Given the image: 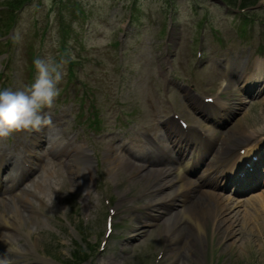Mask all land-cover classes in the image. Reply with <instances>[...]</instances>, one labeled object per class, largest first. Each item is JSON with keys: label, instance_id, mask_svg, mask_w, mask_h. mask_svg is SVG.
<instances>
[{"label": "rangeland", "instance_id": "obj_1", "mask_svg": "<svg viewBox=\"0 0 264 264\" xmlns=\"http://www.w3.org/2000/svg\"><path fill=\"white\" fill-rule=\"evenodd\" d=\"M44 3H51L53 0H40ZM65 3L66 8H62V16L59 18V21H70L71 7L73 0H61ZM81 2L83 0H80ZM92 1V0H90ZM173 5L176 7L172 11L173 22L168 19L169 16L167 10L170 9L168 3L158 2L156 0H138L137 6L135 9L136 18L138 24L132 27L131 32L127 34L125 41L121 43V50L119 47H106L104 43L99 42V38L103 39V36H95V29L90 32H94L95 40L86 41L85 48L90 49L88 51H83L80 45H76L74 50H69V53L75 57L80 58V62L75 65L76 67H87L86 71L82 70L81 73H77V82L73 86L70 84L67 75L66 66L63 68L65 73L60 87H63L61 90L62 93L67 94L68 97H72L74 94H80L81 101H83L87 114L91 115L95 121H99V118L102 115L103 105L99 102L104 101L105 99L121 100L126 97L130 92H137L144 87V78L140 76H135V73L139 75V72H145V66L147 63L155 66L153 64L154 53L150 51L151 45L156 43L159 26L161 23H165V30L169 27L172 28L175 32L172 42L169 43V48L175 49V55L177 54V62L172 66L174 75L179 76L180 78H190L196 85L199 79L195 77V70L198 63H195V50L198 44L202 45L203 50L206 56H212L213 54L217 57H222L223 54H232L239 55L240 57H249L246 56V49H244V44L247 48H250L251 51L255 48L257 44L256 41H253V45L247 44L251 36L254 37L258 33V30H262L264 33V25L256 27V24H253L255 20L264 22V7L257 8V14H244L239 17H235L232 22L235 21V27H232V32L227 31L226 28L228 21L233 18L235 14L231 8H223L222 6H212L210 0H197L199 2L198 6L206 10V18L214 23L216 29L210 31H203V33L198 35V30L200 26L195 25V20L200 19V11L192 9L188 6L191 0H172ZM234 0H230L232 3ZM53 3H59V1H54ZM106 7L110 9V12L114 17V20L111 21V24L116 26L121 25L125 22L127 17V9L124 10V22L123 19H118V12L125 7L129 8L128 1L125 0H106ZM128 3V4H127ZM150 3V4H148ZM260 3V0H249L247 5H253ZM130 4L136 5L135 1H130ZM148 6L146 7V5ZM119 5V6H118ZM253 5L252 7H254ZM223 8V10L221 9ZM234 7V6H230ZM237 6H235L236 8ZM64 9V10H63ZM256 9V8H253ZM252 10V9H249ZM20 9L14 11L15 23L11 29V36L9 37V42L3 40L0 42V52L4 51L3 48H7L9 61L7 65L11 68H16L19 70V73L22 74V78L18 79L16 69L15 72L11 73V84L10 86H17V90H21L23 84L27 83L29 80V56L27 54V45L30 43L33 44L34 52L54 57L56 55V48L47 47L41 48L39 46V39L44 37L46 43L57 45V40L55 34L52 31L44 30L42 27L38 30L32 28V25H28L26 20H20ZM259 16V17H258ZM258 17V18H257ZM257 18V19H256ZM238 19V20H237ZM262 19V20H261ZM0 19V24L2 23ZM80 25L84 27L82 20L79 21ZM260 28V29H259ZM70 34L71 31L69 30ZM162 33V32H161ZM84 29L81 28L77 32V37L84 39ZM262 38L263 36L260 35ZM179 39V40H177ZM9 45H8V44ZM91 45H94V48H89ZM264 53V42L261 43L258 47ZM173 53V52H172ZM10 54V56H9ZM252 56L251 54H249ZM6 56V54H5ZM65 56L66 53H65ZM85 57L82 63V57ZM5 57V58H7ZM0 63H4V59H1ZM251 59V57H249ZM248 61H250L248 59ZM117 64L122 67V70L117 73ZM210 64V63H209ZM205 67H208L205 65ZM134 71V73H133ZM90 75V80L93 82L91 84V89L87 87L83 88V85L80 84L81 78L84 79ZM66 80H68L66 82ZM197 81V82H196ZM205 84V83H204ZM65 86V87H64ZM199 86V85H198ZM94 90L99 93L96 95ZM264 89L261 91V95H264ZM229 91V96H230ZM260 96L257 100L261 99ZM99 100V102L97 101ZM254 102V101H253ZM98 103V104H97ZM241 103L239 107V115L237 116L240 120V124L235 125L238 122V119H235L230 128H233V131L242 132V130L252 131L253 128L260 125L264 120V102L263 104H253ZM59 109L65 108L66 114L70 120L68 124V129L73 133H79L83 138L87 140V144L91 150L96 149L97 152H94L93 160H95V154L101 159V162L98 166L99 171H97L96 176L98 178L97 184H95L96 189H92L88 184L83 188L91 189L89 191V198L87 201L80 203V194L79 191L75 188L74 179H71L70 173H67V169L61 166L55 167V174L50 178V183L48 177L45 178L46 191L53 197L52 200L40 196V200H31L28 207L29 213H35L34 215L40 220H45V222L37 221L35 217H31V222H38V225L35 228L30 227L31 229V238L35 241L37 245H42L43 247L50 248L48 250H54L56 255L59 257L65 258L68 256L69 250L71 248L70 239H76L81 244H84L82 238L77 234L71 235L69 230L64 229L58 220V204L63 202V199H68V197L75 198L77 209H81L79 212L87 214L90 213L89 222L85 231L86 238L90 237H99L101 238L103 233V221L105 217V208L102 203V196H107L114 203H119L118 207L120 208V213L123 214V222L117 226L113 233L111 234L107 248L99 253H94L90 255V258L83 262L82 264H154V258L160 249L164 247L162 258L159 260V264H264V246L261 249H258L256 246V237L251 239L246 233L247 230L244 228L239 231L242 233V239L233 242L228 240L225 241L221 232L216 233L209 228V225L206 229L205 240H202L201 243L197 242L193 248L188 242L186 245L185 239H175V232H171V236L165 235L164 227V218L156 216L157 213H153L147 208L145 210L139 208L141 205L147 203L149 199L153 202L159 201L164 198L167 193H158L154 190L152 183L156 181L155 179L149 178L147 180L139 179V173L136 171H130L124 169V167H111V162H114V155L112 148H107L106 139L103 136H97L96 132H93L91 129L82 128L81 126H74L72 122L73 109L71 110V102L68 103L67 100L59 102L57 105ZM184 114L190 115V113L183 109ZM238 114V113H237ZM105 119V118H104ZM112 120L111 115L107 114L106 122L110 123ZM101 122V121H100ZM102 128V125H99ZM241 126V127H240ZM239 128V129H238ZM85 161H80L82 164ZM87 164H94V162H89ZM87 177V175H84ZM86 179V178H85ZM84 179V181H86ZM96 181V177H95ZM89 183V182H88ZM51 185H60L61 189L56 192L54 187ZM119 189L121 191L126 190V198L130 199L126 201L125 199L119 200L118 197H114L113 190ZM264 191V187L258 189V191L250 193V195H245L243 198L248 202L250 198L259 197ZM155 191V192H152ZM151 192V193H150ZM198 193H195L197 195ZM229 195V193H225ZM23 203H28V200L19 197ZM181 198V197H179ZM191 199H195L192 197ZM86 202V203H85ZM128 202V203H127ZM245 202V203H247ZM131 204L128 207V204ZM32 204V205H31ZM0 210L5 209L3 212L7 213L9 207L12 208V204L4 201L1 204ZM174 207H178L175 205ZM242 218L244 212V204L239 207ZM72 211V210H71ZM149 211L148 214L146 212ZM71 217V212H66ZM154 215V217H149ZM81 216V215H80ZM149 220H145L146 218ZM156 219V220H155ZM29 221V222H30ZM148 221V225L142 228H138V225L141 222ZM27 219L25 218V224ZM28 222V224H30ZM151 224V225H150ZM235 224V223H234ZM242 224V223H241ZM27 226V225H25ZM242 226V225H241ZM28 227V226H27ZM137 227V228H136ZM240 227V221L238 224H235V228ZM26 228V227H24ZM28 229V228H26ZM184 231V229H183ZM17 232V231H13ZM17 237V234L14 233ZM96 234V236L94 235ZM259 234V233H258ZM259 236V235H258ZM264 236V235H262ZM261 236V237H262ZM260 238V236L258 237ZM247 239L245 244H242L243 241ZM264 242L263 239H259ZM18 242H23V239H17ZM17 242V243H18ZM243 245L240 246L239 245ZM180 251L183 252V255L180 254ZM66 259V258H65Z\"/></svg>", "mask_w": 264, "mask_h": 264}, {"label": "bare ground", "instance_id": "obj_2", "mask_svg": "<svg viewBox=\"0 0 264 264\" xmlns=\"http://www.w3.org/2000/svg\"><path fill=\"white\" fill-rule=\"evenodd\" d=\"M238 62L241 61L238 60ZM253 65L259 69L261 68L258 60H253ZM225 67L228 70H232L235 65L226 63ZM259 69L257 70L260 74L258 79L261 78V80L264 81V79H262L264 78V71L262 72ZM218 113L219 110L210 112V114L215 118L218 117ZM263 128L264 123L261 126V129ZM192 145L194 148L196 146L195 142H192L190 139L187 140L186 146L190 147ZM200 148L202 147H196L195 152H191L190 156L186 160L180 158L176 165L171 164L169 159L159 160V167H157V169L151 170L148 173H142L143 176H149L156 179L155 186L158 191H167L168 200H165L164 202L169 201L170 203L176 196L181 197V200L179 201L181 207L164 218L166 235H170L169 232H175V239H185L184 241H186V245L189 242L191 244V248H193L197 242L201 243L202 240H205L208 225L209 228L216 233H219V231L222 230V238L227 241L233 240V242L242 239V233L239 229L242 230L245 228L247 230L246 234L251 239L256 237V246L258 249H261L264 246V242L259 240L264 238V236H262L264 235V192L259 197L253 198L249 202L245 203L231 196H224L221 193H215L209 189L202 188L203 186H200L201 184H209L212 185V187L217 186L219 183L216 178L220 177V173L227 170L234 171L239 164L236 159L226 163L228 155L225 152L223 153L220 151L218 156L215 152H213L210 158L220 159L219 163L221 162V164L216 165L215 163L210 162L202 171L199 179H191L186 175L187 168L196 164L195 162L202 156V152L204 154V148H202L201 153H199ZM251 150L252 148L249 147L246 148L244 152L248 154ZM180 154L182 155V152ZM257 155L258 153H256V156ZM113 164L115 167L122 166L124 169L136 172H143L144 168L148 166L146 161H141L140 163L135 164L124 157H119ZM145 169L147 170V168ZM217 169H219V171L216 177L214 174ZM43 178L45 179L46 177L44 176ZM203 178H207L206 181H203ZM36 187L38 189L37 192L43 197L48 200L53 199L49 192L45 190L44 184L37 185ZM195 193L198 194L195 195ZM192 197L195 199H191ZM243 204L244 212L240 220L241 215L239 212L241 209H239V207ZM10 211L11 215L18 218L20 221L26 218V225L29 228H35V226L38 225L37 221H41L43 223L45 222V220H40L36 217L34 215L35 213H29L28 207H26L24 203H21V207L14 208L12 206ZM32 216L35 217L37 221L31 222L30 220ZM238 221H240V227L236 229L235 224H238ZM28 222L30 224H28ZM12 225L13 224L5 218L4 214L0 213V242L9 245L10 240L14 238L10 228ZM258 235L260 238H258ZM246 242L247 239H245L242 244H245ZM242 244L239 245L240 248L243 246ZM180 254L183 255V252L180 251Z\"/></svg>", "mask_w": 264, "mask_h": 264}, {"label": "clouds", "instance_id": "obj_3", "mask_svg": "<svg viewBox=\"0 0 264 264\" xmlns=\"http://www.w3.org/2000/svg\"><path fill=\"white\" fill-rule=\"evenodd\" d=\"M36 76L25 90H0V137L23 131H39L50 118L41 109L51 106L60 94L58 85L65 73L62 64L51 59L34 60Z\"/></svg>", "mask_w": 264, "mask_h": 264}]
</instances>
